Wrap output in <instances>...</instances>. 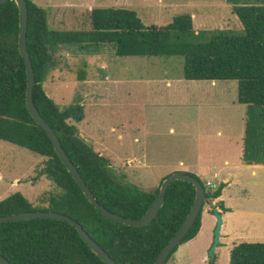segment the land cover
<instances>
[{"label": "trees", "instance_id": "1", "mask_svg": "<svg viewBox=\"0 0 264 264\" xmlns=\"http://www.w3.org/2000/svg\"><path fill=\"white\" fill-rule=\"evenodd\" d=\"M226 3L241 33H196L191 15L175 17L165 26H146L135 11L112 7L92 9L89 30L56 31L49 28L44 10L26 0V44L34 71L33 103L93 197L106 210L140 219L157 197L165 177L152 192H145L130 183L126 175L116 174L110 161L80 137L75 124L84 120L82 100L77 98L60 111L44 91L49 73L56 68L55 54L62 47H72L95 55L108 47L116 57H181L182 78L186 81H236L237 103L246 107L241 161L264 165V0ZM18 36L19 11L9 1L0 6V141L46 159L41 174L58 192L48 195L47 207L41 211L75 220L116 264H152L189 213L194 187L184 181L171 183L163 206L148 226L131 227L105 219L83 195L26 108V72L18 51ZM183 173L204 186L206 201L218 199L225 188L224 183L207 188L196 175ZM216 207L223 213L230 211L223 202ZM38 210L19 193L0 201V217ZM202 212L203 208L164 264L180 245L196 237ZM0 255L10 264H104L74 227L57 220L0 224ZM229 264H264V243L234 245L229 251Z\"/></svg>", "mask_w": 264, "mask_h": 264}, {"label": "rangeland", "instance_id": "2", "mask_svg": "<svg viewBox=\"0 0 264 264\" xmlns=\"http://www.w3.org/2000/svg\"><path fill=\"white\" fill-rule=\"evenodd\" d=\"M31 1L44 10L49 28L56 31L89 30L90 11L112 7L135 11L146 26H165L175 17L191 15L196 33H241L226 0H96L77 8L63 6L62 0ZM55 58L56 68L44 83L45 93L60 111L77 98L82 100L84 120L75 124L80 137L130 183L152 192L170 173L185 172L169 165L211 162L224 166L232 181L224 195L231 215L214 264H229L234 244L264 243L259 241L264 237V178L246 168L231 171L241 164L246 118V107L237 103L236 81H186L181 57H116L108 47L95 55L62 47ZM143 155L150 164L166 167H145ZM45 160L0 141V201L19 193L34 209L44 210L48 195L58 192L41 174ZM207 177L205 173L200 180L205 184ZM211 202L205 201L204 207L219 211ZM213 231L203 219L184 264H209L204 258ZM248 234L258 240L247 241Z\"/></svg>", "mask_w": 264, "mask_h": 264}, {"label": "water", "instance_id": "3", "mask_svg": "<svg viewBox=\"0 0 264 264\" xmlns=\"http://www.w3.org/2000/svg\"><path fill=\"white\" fill-rule=\"evenodd\" d=\"M9 1H13L16 4L19 11L18 51L23 59L25 65V72H26V93H25L26 108L33 121L46 133L60 162L64 165L65 169L71 175L75 183L78 185V187L80 188V190L82 191L83 195L86 197L88 202L105 219L113 223H120L131 227H145L148 226L157 217L159 210L163 206L166 191L168 187L171 185V183L175 181H184L190 183L194 187L195 196L189 213L187 214L181 226L171 237V239L166 243V245L163 247V249L160 251V253L155 258L154 262L152 263V264H164L168 259L169 255L174 251V249L181 243L183 238L187 235L192 225L195 223L196 218L198 217L200 211L204 207V203L206 201L204 186L189 174L183 173L181 171L171 173L162 180L159 186V192L157 197L153 200V202L151 203L147 211L144 213V215L137 220L128 219L116 215L106 210L103 206H101L93 197L91 191L86 186L80 173L78 172L74 164L70 161L67 154L64 152L57 136L49 127L47 122L42 118V116L40 115V113L38 112V110L36 109L33 103L32 91L34 86V71L29 53L27 51V44H26V32H27L26 0H0V6ZM212 215L215 218V227L213 231L212 245L207 253V258L209 262H213L215 259L214 252L218 247V245L220 244L221 228L223 225L222 214L218 210L216 209L212 210ZM36 219L57 220L69 224L70 226L74 227L80 239L86 244V246L90 249V251L97 258L101 260V262H103L104 264H116V262L112 260L108 256V254L82 229V226L79 223H77L75 220L65 215L53 211H41V210L28 211V212L1 216L0 224L36 220ZM0 264H10V263L0 255Z\"/></svg>", "mask_w": 264, "mask_h": 264}, {"label": "crops", "instance_id": "4", "mask_svg": "<svg viewBox=\"0 0 264 264\" xmlns=\"http://www.w3.org/2000/svg\"><path fill=\"white\" fill-rule=\"evenodd\" d=\"M62 1H63L62 5L65 7H69V8H72L74 6H76V8H77V7H81L84 5H91V4H93V2L96 3V0H87V1H85V0H62ZM178 75H180V74H178ZM178 80L176 79V80H168V81L177 82ZM162 81H164V80H162ZM206 82H208V81H206ZM213 83L215 84L217 82H212V84ZM167 85H170V83L168 82ZM142 159L145 162L144 166L147 168L166 167L165 165L161 166L162 164H160L159 162L158 163L154 162L155 165L150 164L151 161H149L147 155H143ZM224 163L226 164L227 162H224ZM240 163H241L240 165L233 166L231 171L232 170L233 171H236V170L239 171V170H241V168H246V169L251 170L252 175H256V176H260L261 178H264V165H246V164H243L242 161H240ZM243 166H245V167H243ZM169 167L170 168L182 167L181 169L184 170L185 172L188 171V173H192L199 178L201 177V175H204L206 173L207 175L209 174V177L206 178V182H212L215 186H217L220 183L225 184V188L222 190L221 196L218 199L212 200V202H211V205L213 207H215L218 202H223L224 206L230 210L229 212H225V213H223L219 210L220 213L222 214V218H223V225L221 228V237H220V243H221L222 239H224V231L223 230H224V228L228 227V224H229L228 218L231 215V209L224 202V195L226 193L227 187H229L232 184V181L230 180L231 176L228 173H224V166L217 165V164H214L211 162L207 163L204 166L203 165L199 166L197 164H194V165L185 164L183 162H179V163H177V165H172V166L169 165ZM232 178H234V177H232ZM211 211H212L211 209L203 207V212H202V216H201V227H200L198 234L200 233V231L202 229L203 219H206L209 222L211 229H213L215 227V218L212 215ZM197 235H196V237H197ZM245 238L247 239V241H254V239L258 240L257 236L250 235V234L245 235ZM194 239H192V240H190V241H188V242H186V243H184L178 247L177 251L173 254L172 261L170 264H184L185 260L187 259V257L184 255L187 253V248L189 247V244L192 241H194ZM259 241H264V237L261 238V240H259ZM239 243H241V242H239ZM234 245H237V244H234ZM216 250H217V248H216ZM204 260L208 261V258L206 257V258H204Z\"/></svg>", "mask_w": 264, "mask_h": 264}, {"label": "built area", "instance_id": "5", "mask_svg": "<svg viewBox=\"0 0 264 264\" xmlns=\"http://www.w3.org/2000/svg\"><path fill=\"white\" fill-rule=\"evenodd\" d=\"M205 184H206V187L210 189H214L216 187L212 182H206Z\"/></svg>", "mask_w": 264, "mask_h": 264}]
</instances>
